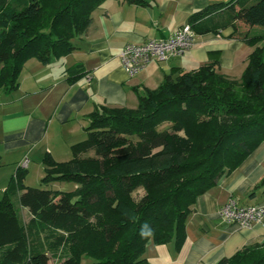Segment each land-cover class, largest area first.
<instances>
[{
	"label": "trees",
	"instance_id": "trees-1",
	"mask_svg": "<svg viewBox=\"0 0 264 264\" xmlns=\"http://www.w3.org/2000/svg\"><path fill=\"white\" fill-rule=\"evenodd\" d=\"M102 1L0 0V89L17 88L26 60L47 64L70 53ZM236 22L257 27L238 35L253 47L239 78L220 72L216 59L172 71L139 93L134 108L95 106L69 160L43 157L41 182L71 181L73 191L26 186L24 169H16L0 199V264H80L83 256L90 264H148L149 240L182 245L197 197L264 140V0L208 5L187 24L196 34ZM262 187L264 175L250 196ZM139 188L144 194L135 200ZM14 189L30 213L26 223L11 200ZM215 264H264V240Z\"/></svg>",
	"mask_w": 264,
	"mask_h": 264
},
{
	"label": "crops",
	"instance_id": "crops-1",
	"mask_svg": "<svg viewBox=\"0 0 264 264\" xmlns=\"http://www.w3.org/2000/svg\"><path fill=\"white\" fill-rule=\"evenodd\" d=\"M226 1L146 0L138 4L104 0L92 11L88 26L72 39L70 53L51 58L47 64L35 58L26 60L18 74L17 88L10 92L0 89V169L9 166L6 176H0L1 194L24 156L32 154L31 161H40V175L44 173L45 155L56 162L69 160L71 145L86 137L85 116L95 106L134 108L137 95L144 89L156 88L165 74L178 69L192 71L212 59L217 60L220 72L239 78L253 47L238 35L257 30L241 22H236L235 28L196 33L192 46L181 57L152 60L133 75H128L119 60V51L125 44L167 38L188 23L194 12ZM29 164L28 161L24 169ZM263 175L264 140L240 166L197 197L178 249L172 242L146 243L147 263L215 264L245 245L263 241L264 215L260 221L238 228L223 223L217 214L229 199L241 206L264 205V187L250 196ZM18 195L19 190L14 189L11 200L15 197L18 203ZM21 210L25 211L24 207Z\"/></svg>",
	"mask_w": 264,
	"mask_h": 264
},
{
	"label": "built area",
	"instance_id": "built-area-1",
	"mask_svg": "<svg viewBox=\"0 0 264 264\" xmlns=\"http://www.w3.org/2000/svg\"><path fill=\"white\" fill-rule=\"evenodd\" d=\"M194 35L193 30L186 23L167 38L125 44L119 51L120 64L128 75H133L152 60L162 62L179 58L192 46ZM25 165V162H22L18 167L24 168ZM217 214L223 223L245 228L261 220L264 215V205L241 206L233 199H229L218 208Z\"/></svg>",
	"mask_w": 264,
	"mask_h": 264
},
{
	"label": "rangeland",
	"instance_id": "rangeland-1",
	"mask_svg": "<svg viewBox=\"0 0 264 264\" xmlns=\"http://www.w3.org/2000/svg\"><path fill=\"white\" fill-rule=\"evenodd\" d=\"M169 124L165 123L164 125L160 126V129L163 127H167ZM71 155V154H70ZM89 155H93V152L90 150L86 153V156ZM33 155L31 154L30 157H26L24 156L20 163L25 162V167H27L28 161L30 162L29 167L26 169H24V178H23V182L24 184H26L27 186L30 187H36V188H49V189H53V190H57L60 189L64 192H70L73 191L75 189V184L71 181H65V180H61V181H52V182H48L46 184L41 182V177L44 175V173H42V175H40L39 173V165L37 164L40 161H36V160H32ZM43 162V159H42ZM44 165V164H43ZM43 170V169H42ZM9 171V166L4 165L1 167L0 169V176H6L7 172ZM44 172V170H43ZM2 191L0 189V199L2 196ZM144 194L143 189L139 188L138 190H136L133 193V197L135 200H138L142 195ZM13 200V204L16 208V212L18 214V216L20 217L21 221L23 223H26L30 217V214L27 212V208L24 207L25 211H22L21 208L22 206H20L17 203V200L15 199V197L12 199ZM92 262V259L88 258V257H81L80 259V264H90ZM48 264H59L58 261L54 260V259H49Z\"/></svg>",
	"mask_w": 264,
	"mask_h": 264
}]
</instances>
